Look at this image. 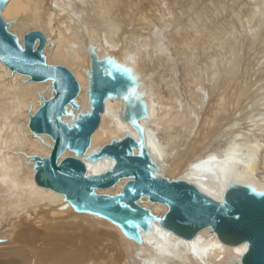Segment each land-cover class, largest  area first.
Segmentation results:
<instances>
[{"label": "bare ground", "instance_id": "6f19581e", "mask_svg": "<svg viewBox=\"0 0 264 264\" xmlns=\"http://www.w3.org/2000/svg\"><path fill=\"white\" fill-rule=\"evenodd\" d=\"M2 15L21 38L43 32L49 63L68 67L82 87L88 43L101 56L135 65L149 91L154 123L148 145L168 177L191 181L218 199L230 182L264 189V0H10ZM39 94L49 98L50 83L31 82L0 62V264H234L231 259L244 253L245 246L227 247L208 231L187 242L158 225L139 245L39 187L29 157L51 152L42 142L51 144L50 138L28 129ZM79 99L86 109V88ZM117 118V104L108 101L93 148L109 142V123ZM118 126L120 134L125 128ZM87 165L94 174L110 166ZM27 218L44 229L41 240L22 229ZM70 224L88 226L101 234L96 245L111 242L115 249L95 253L94 241L70 246ZM61 235L67 243L57 250L54 236Z\"/></svg>", "mask_w": 264, "mask_h": 264}, {"label": "water", "instance_id": "95a60500", "mask_svg": "<svg viewBox=\"0 0 264 264\" xmlns=\"http://www.w3.org/2000/svg\"><path fill=\"white\" fill-rule=\"evenodd\" d=\"M9 1L0 0V62L12 74L50 83L51 89L49 98L39 94L38 109L28 114L31 134L51 140L41 139L49 155L29 157L35 183L61 195L74 212L108 221L139 245L156 225L187 242L208 231L227 247H246L231 259L234 264H264V189L230 182L218 199L191 181L168 177L148 145L154 122L138 68L115 54L101 56L98 46L88 43V66L82 70L87 85L82 87L68 67L49 63L43 32L29 31L21 38L11 30L12 22L2 15ZM85 88L86 109L79 99ZM108 101L117 104L118 118L109 123V142L93 148ZM118 124L125 128L120 134ZM103 162L110 166L90 173L88 163ZM121 182L118 192H108ZM145 202L167 212L159 215Z\"/></svg>", "mask_w": 264, "mask_h": 264}, {"label": "rangeland", "instance_id": "374dc122", "mask_svg": "<svg viewBox=\"0 0 264 264\" xmlns=\"http://www.w3.org/2000/svg\"><path fill=\"white\" fill-rule=\"evenodd\" d=\"M1 133V132H0ZM8 208H9V206H7ZM34 215V214H33ZM33 218V217H32ZM25 222H24V224H23V226H22V229H25L26 231H29L30 229H33V231L35 232V233H37V236H38V239H42V236L44 235V229L42 228V227H39V226H37V225H34V223H33V221H32V219H29V218H27L26 220H24ZM28 222V223H27ZM30 222V223H29ZM28 224V225H27ZM86 225H84V224H82L81 226H79V225H74V224H70L69 226H68V228H69V231H68V233H70L71 232V234L70 235H72V237H73V241H72V244H70V246H75V245H77V244H80V243H77L78 241H82V243H89V242H91V241H94V240H96V239H98L99 241H100V238H99V235H101L100 233L98 234V236H96L97 234H96V231L95 230H92L91 228H89L88 226H86ZM12 227V225H10L9 227H8V229L9 228H11ZM7 229V230H8ZM20 230H21V225H17L16 226V229H15V231H17V233L19 234L20 233ZM42 232V233H41ZM102 232H104V231H102ZM54 238H56L57 239V250L59 249H62V250H64L65 249V245H66V243H67V238L66 237H64V236H54ZM78 238H79V240H78ZM32 239H33V237H30V240L32 241ZM40 239V240H41ZM103 240V239H102ZM7 242V241H6ZM93 244H95V241L94 242H92ZM112 243L110 242V243H107V244H102V246L101 245H96L97 246V250H95V253L97 252V253H99V252H101L103 249H107V248H112L113 250L115 249V247H113L112 245H111ZM81 245V244H80ZM52 249H54V242H53V245L52 246H50V251H49V253L52 251ZM64 252V251H63ZM66 252V251H65ZM118 252V251H117ZM120 255H122L120 252H118V257L120 256ZM46 258H48V256L46 255L45 256Z\"/></svg>", "mask_w": 264, "mask_h": 264}, {"label": "snow or ice", "instance_id": "6c2138e0", "mask_svg": "<svg viewBox=\"0 0 264 264\" xmlns=\"http://www.w3.org/2000/svg\"><path fill=\"white\" fill-rule=\"evenodd\" d=\"M196 167L199 168L200 165H197ZM192 251H193V253L197 252V246L195 243H193V245H192ZM204 251H207V249H204Z\"/></svg>", "mask_w": 264, "mask_h": 264}]
</instances>
